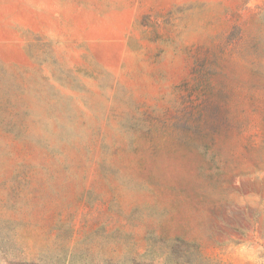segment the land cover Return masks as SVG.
<instances>
[{"label":"rangeland","instance_id":"374dc122","mask_svg":"<svg viewBox=\"0 0 264 264\" xmlns=\"http://www.w3.org/2000/svg\"><path fill=\"white\" fill-rule=\"evenodd\" d=\"M0 264H264V0H0Z\"/></svg>","mask_w":264,"mask_h":264}]
</instances>
